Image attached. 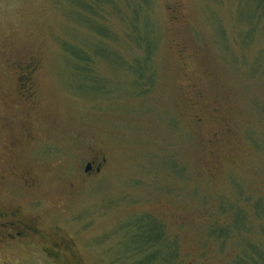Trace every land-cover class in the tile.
<instances>
[{
	"label": "rangeland",
	"instance_id": "1",
	"mask_svg": "<svg viewBox=\"0 0 264 264\" xmlns=\"http://www.w3.org/2000/svg\"><path fill=\"white\" fill-rule=\"evenodd\" d=\"M152 7L157 80L139 97L128 68L99 55L89 79L74 71L64 45L90 50L101 39L71 0H0V200L40 215L46 245L74 246L56 257L32 241L0 247V264H133L139 254L124 240L148 215L179 238L181 264H230L236 240L209 232L231 226L245 198L248 235L260 239L252 202L264 200V36L241 35L253 31V4ZM107 11L114 37L104 46L133 61L126 22ZM102 159L100 172L85 171Z\"/></svg>",
	"mask_w": 264,
	"mask_h": 264
},
{
	"label": "trees",
	"instance_id": "2",
	"mask_svg": "<svg viewBox=\"0 0 264 264\" xmlns=\"http://www.w3.org/2000/svg\"><path fill=\"white\" fill-rule=\"evenodd\" d=\"M237 1L246 5L247 8H251L253 4L252 23L254 25L248 29V31H253L250 34L245 30L241 32L243 41L251 44L256 40L257 31L264 36V0ZM71 2L76 8L77 20L101 39L99 43L90 46V50L82 46L73 48L70 45L71 48L64 45L69 52L68 55L75 58L72 59L74 60L72 65L74 71L79 73V76L89 79L92 62L95 60L94 55H99L103 59H108L117 68H128V72L132 74V85L139 97L151 93L157 80L155 57L159 47V31L156 28L153 0H71ZM112 7L115 8L118 17L127 24L126 33H124L127 43L132 46L134 51H139V55L133 61L124 60L120 53L107 49L103 44L104 38L114 37L113 30L106 23L108 19L105 20L107 10L112 11ZM230 55L232 54L225 56L230 57ZM84 83L91 88L94 87V90L104 91L103 87H99L92 81L85 80ZM254 141L258 143L256 138ZM259 145L264 149V139ZM247 200L245 198L244 202ZM244 202L240 203L239 201L235 204L237 206L236 217L231 226L219 225L217 227L215 225L216 227L210 228L209 235L223 241V245L231 237L236 240V254L230 264H264V200L259 199L252 202L254 212L260 219V239H254L248 235L250 225ZM134 223L131 229L129 228L123 244L126 253L139 254V258H136L133 264H181L179 238L168 233L167 228L160 220L148 215L146 218H139ZM234 231L239 232V238L233 235ZM244 231L246 234L243 235Z\"/></svg>",
	"mask_w": 264,
	"mask_h": 264
},
{
	"label": "flooded vegetation",
	"instance_id": "3",
	"mask_svg": "<svg viewBox=\"0 0 264 264\" xmlns=\"http://www.w3.org/2000/svg\"><path fill=\"white\" fill-rule=\"evenodd\" d=\"M21 78L27 82V74L23 73ZM30 94L31 92L27 96H30ZM88 163L92 164L89 173H98L104 166L103 159L92 160ZM24 183L30 186L28 179L24 180ZM41 227L43 225L40 215H27L23 208L6 203L3 199L0 200V247H22L27 242L32 241L38 243L43 250L47 249V252L54 257L74 249L73 240L69 238L59 240L56 237H50L49 245H46L43 236L47 235V232L45 231L43 234Z\"/></svg>",
	"mask_w": 264,
	"mask_h": 264
},
{
	"label": "water",
	"instance_id": "4",
	"mask_svg": "<svg viewBox=\"0 0 264 264\" xmlns=\"http://www.w3.org/2000/svg\"><path fill=\"white\" fill-rule=\"evenodd\" d=\"M91 169H92V164H91V163H88V164L85 166V171H86V172H89ZM98 170H99V169H98Z\"/></svg>",
	"mask_w": 264,
	"mask_h": 264
}]
</instances>
